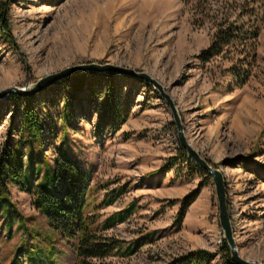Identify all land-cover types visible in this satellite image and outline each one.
I'll list each match as a JSON object with an SVG mask.
<instances>
[{"label": "rangeland", "instance_id": "obj_1", "mask_svg": "<svg viewBox=\"0 0 264 264\" xmlns=\"http://www.w3.org/2000/svg\"><path fill=\"white\" fill-rule=\"evenodd\" d=\"M3 8L11 32L0 25V91L30 90L49 74L91 62L148 73L174 101L190 145L222 171L240 256L264 263V0H0ZM254 13L261 27L255 50L206 54L219 25H242ZM106 74L22 96L42 114L40 145L19 135L26 100H0V154L9 139L21 141L26 165L31 151L36 163L42 150L54 164L65 150L89 173L86 212L98 223L132 207L125 220L98 228L117 244L112 253L88 261L187 264L201 249L208 258L189 264H231L221 249L213 178L181 146L165 95L139 78ZM113 108L128 114L119 127ZM185 197L194 201L180 221ZM10 198L12 206L0 210L1 264L16 255L20 264H79L74 242L49 224L30 193L10 186Z\"/></svg>", "mask_w": 264, "mask_h": 264}, {"label": "trees", "instance_id": "obj_2", "mask_svg": "<svg viewBox=\"0 0 264 264\" xmlns=\"http://www.w3.org/2000/svg\"><path fill=\"white\" fill-rule=\"evenodd\" d=\"M258 19L259 15L254 13L242 25H235L233 22L228 25H219L213 38L212 51L205 53L215 56L224 55L226 51L236 48L255 50L261 32ZM0 25L3 33L10 36L11 25L5 8L0 9ZM88 73L98 77L108 75L89 71L66 77L57 83L63 85L64 90L72 89V87L78 88L84 85ZM233 74L237 73L233 72ZM241 75L242 73H238V76ZM11 97L17 103L22 99L26 100V105L19 118L20 138L35 140L40 145L44 136L45 123L39 109L32 105V97H22L18 94H13ZM63 111L64 117L70 119L72 114L68 109V104H65ZM112 115L119 127L128 114L126 112L122 116L113 108ZM22 148L20 140L13 142V139H9L0 154V210L3 206L7 208L12 206L10 186L30 193L33 196V205L47 217L49 224L74 242L72 247L75 249L79 264H104L88 260L106 258L117 244L106 239L103 234L99 233L98 228L101 226L103 229H109L117 221L125 220L131 213L132 207L126 213L120 212L108 218L103 224L98 223L95 215L86 212L91 181L89 173L82 169L80 164L74 162L65 150H62L61 158H56L55 163L52 164L41 150L42 163L35 162L34 151H31L26 165L21 153ZM41 173L42 176L39 178ZM121 192H123L122 189L118 194ZM118 194L109 199L108 204H111ZM180 201L181 207L177 216L180 221H183L185 209L193 203L194 199L187 200L185 197ZM221 249L222 253L230 259L231 248L225 239ZM208 255H210L209 252L200 249L189 253L184 258V262L189 264L196 261L197 263L198 260L207 259ZM19 258V255H16L10 264H20ZM231 264L235 263L231 262Z\"/></svg>", "mask_w": 264, "mask_h": 264}, {"label": "water", "instance_id": "obj_3", "mask_svg": "<svg viewBox=\"0 0 264 264\" xmlns=\"http://www.w3.org/2000/svg\"><path fill=\"white\" fill-rule=\"evenodd\" d=\"M89 71H95L99 73L112 72L116 74L128 75L134 78H139L150 84H153L156 88H158L160 91L163 92L173 112L176 124L178 125L179 139H180L181 146L187 151L188 156L197 165H199L208 174H210L213 178V181L216 187L217 199L219 202L220 222H221V226L225 233V239L231 248L232 261L235 264H264V263L250 262L240 256L235 239H234L231 218H230L229 211H228V204H227V197H226L227 188L225 185V177L222 171L219 170L218 168L213 167L212 164L206 158H204L196 149H194L190 145V143L188 142L184 134L180 115L178 113V110L176 108L174 101L171 99V97L168 94L164 93L162 85L158 81H156L153 77H151L148 73L139 72L135 69L120 66V65H115L112 63H105V64L98 63V62L83 63V64L66 67L65 69H62L59 72L49 74L41 78L40 81L35 85V87L30 90L26 88H19L16 86L1 90L0 100L10 97L13 94H18L20 96H34L37 93L41 92V90L44 89L45 87L55 84L58 81L66 77L81 74L84 72H89Z\"/></svg>", "mask_w": 264, "mask_h": 264}, {"label": "bare ground", "instance_id": "obj_4", "mask_svg": "<svg viewBox=\"0 0 264 264\" xmlns=\"http://www.w3.org/2000/svg\"><path fill=\"white\" fill-rule=\"evenodd\" d=\"M99 73V72H98Z\"/></svg>", "mask_w": 264, "mask_h": 264}]
</instances>
